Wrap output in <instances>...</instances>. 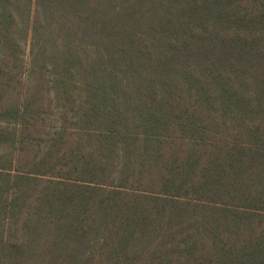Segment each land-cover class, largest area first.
<instances>
[{"label":"trees","instance_id":"1","mask_svg":"<svg viewBox=\"0 0 264 264\" xmlns=\"http://www.w3.org/2000/svg\"><path fill=\"white\" fill-rule=\"evenodd\" d=\"M0 264H264V0H0Z\"/></svg>","mask_w":264,"mask_h":264}]
</instances>
